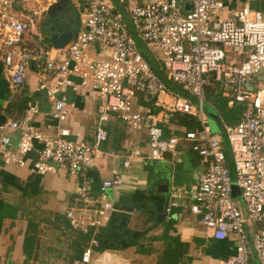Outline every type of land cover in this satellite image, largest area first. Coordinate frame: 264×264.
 Returning <instances> with one entry per match:
<instances>
[{
    "label": "built area",
    "instance_id": "2783aa9c",
    "mask_svg": "<svg viewBox=\"0 0 264 264\" xmlns=\"http://www.w3.org/2000/svg\"><path fill=\"white\" fill-rule=\"evenodd\" d=\"M83 1L82 28L66 49L55 50L24 46L32 19L16 10V0H0V52L13 86L31 84L30 63L43 67L50 80L41 81L37 89L47 91L53 100L52 117L61 124L69 116L66 98L56 97L61 88L90 86L101 100L93 142L72 138L64 126L54 134L33 128L37 104L29 107L24 118L1 124L5 163L24 166L29 154L36 152L33 169L38 174L64 168L78 175L106 155L103 144L109 133L103 124L112 114L131 130L147 133L151 159L165 160L170 154L174 163L179 147L190 142L204 169L195 185H171L166 213L188 209L199 216L213 238L233 237L234 254L219 264H255L253 254L258 264H264V16L253 7L260 0H244L242 6H237L238 0L230 4H226L229 0ZM140 42L160 50V57L151 54L157 69L142 52ZM226 47L232 54L228 55ZM72 76L80 83L75 85ZM214 81L223 84L230 104L243 107L237 123H228L220 116L219 132L213 130L205 110V88ZM169 83L183 91H175ZM141 95L155 99L158 116L140 102ZM178 113L194 117L197 127L164 137V126ZM15 131L19 140L13 146L10 134ZM128 164L124 162L125 167ZM113 174L102 180L100 197L96 198L99 206H92L95 200L90 198L88 187L81 188L89 206L82 209L81 217L75 209L68 212L75 227L92 228L96 234L104 226L115 210L107 192L123 185L116 170ZM234 181L241 192L239 198L232 195ZM95 234L73 264H123L110 255L94 259L99 246Z\"/></svg>",
    "mask_w": 264,
    "mask_h": 264
},
{
    "label": "crops",
    "instance_id": "0c3cea01",
    "mask_svg": "<svg viewBox=\"0 0 264 264\" xmlns=\"http://www.w3.org/2000/svg\"><path fill=\"white\" fill-rule=\"evenodd\" d=\"M16 1V10L32 19L24 46L42 44L52 48L50 34L82 28L86 11L83 0H63L67 9L55 14L43 13L55 0ZM253 7L261 10L264 16V0L256 2ZM55 16L62 18L63 27L48 25ZM29 70L31 84L13 86L0 52V114L6 117V122L19 120L27 115L32 104H37L38 113L32 116L31 125L45 134H54L61 123L52 117L53 100L46 90L37 89L41 81H49L50 77L43 67L34 63L29 64ZM72 80L75 85L80 83L77 76H72ZM63 96L69 108L65 124L72 138L93 142L101 118L96 90L90 86L77 89L74 85H67L56 93L57 98ZM148 106L158 116L155 101L153 106ZM105 122L108 123L104 127L106 130L107 126L109 131L112 125L116 128L114 133L110 131L111 138L103 147L106 155L78 175L64 168L57 173L38 174L33 169L36 152L29 154L24 166L7 164L4 161L7 150L0 142V264H73L81 258L92 237L81 256L71 252L70 242L79 241L80 235L89 228L75 230L68 212L75 209L81 217L82 209L89 206L84 200L83 186L88 187L90 198L95 200L92 206H99L96 198L100 197L102 180L113 177V170L122 178L123 185L108 190L107 196L114 203L113 212L125 215L126 221L122 225L113 223L124 245L106 249L98 246L94 259L110 255L123 264H159L168 244L182 250L176 264H219L231 257L235 252L233 237L213 238L200 223L199 216L188 209L175 208L170 214L166 213L171 185H195L204 169L199 155L191 151L190 142H183L181 155L174 163L170 154L165 160H155L149 156V139L145 131L131 130L113 114ZM70 123L76 128L75 133ZM10 138L15 146L19 133L11 132ZM39 146L36 143L37 149ZM125 161L129 162L126 167ZM186 161L187 166L183 164ZM136 169H143L144 175H138ZM251 259L258 264L254 254Z\"/></svg>",
    "mask_w": 264,
    "mask_h": 264
},
{
    "label": "trees",
    "instance_id": "16d2710c",
    "mask_svg": "<svg viewBox=\"0 0 264 264\" xmlns=\"http://www.w3.org/2000/svg\"><path fill=\"white\" fill-rule=\"evenodd\" d=\"M28 31V30H27ZM38 46H43L42 44H39ZM35 47V46H33ZM143 52V51H142ZM144 55L147 57V59L150 61L152 66L157 69L156 63L152 59V56L148 54L147 52H143ZM216 82V81H215ZM169 86L174 89L175 91L182 92V88L180 86H176L174 83H169ZM207 87L212 88L213 91L207 95L206 88L205 93L207 97V101L213 106V108L222 116V118L227 121L228 123L234 124L237 123L241 117V113L243 110V107L240 103H233L230 104L229 98L226 96V90L223 87V84L220 82H212L210 85H207ZM141 101L144 102L147 105H154L155 99L153 98H147L144 97L141 98ZM119 119V118H117ZM120 120V119H119ZM122 121V120H120ZM123 122V121H122ZM105 122L103 126L106 128ZM124 123V122H123ZM125 124V123H124ZM108 127V133H109V139L103 144V147L107 142L110 140V131L113 133L116 131V128L114 125H112V130L109 131ZM197 127V122L194 117L188 114H181L178 113L174 118H172L170 125L164 126V137H171L173 135H181L183 133V128L186 130L195 129ZM117 133V132H116ZM190 149L195 154L197 153L193 149V144H190ZM198 155V154H196ZM200 158V156H197ZM126 221L125 215L123 213L119 212H113L111 213V216L108 219V222L106 225L100 227L98 232L95 234V231L92 228H89L87 232H83L82 235H80V240L76 241V239L72 240L70 242L72 250L71 252H74V255L81 256L83 250L88 245V241L90 237L95 234L96 239L99 242V248L100 249H106V248H116L121 247L124 244L120 241L119 237L117 236V232L115 231L118 228H113L115 222H119L120 225L123 224V222ZM73 224V223H72ZM74 225V224H73ZM120 227V226H119ZM75 230L79 231V227H74ZM73 228V229H74ZM120 229V228H119ZM85 231V230H84ZM118 231V230H117ZM67 233V232H66ZM69 234V233H67ZM182 254V250L177 249L175 246H172L168 244L163 251L161 255V259L159 261V264H176L179 260L180 255Z\"/></svg>",
    "mask_w": 264,
    "mask_h": 264
},
{
    "label": "water",
    "instance_id": "95a60500",
    "mask_svg": "<svg viewBox=\"0 0 264 264\" xmlns=\"http://www.w3.org/2000/svg\"><path fill=\"white\" fill-rule=\"evenodd\" d=\"M63 0H55L53 1L49 7L47 8V10H45L43 13L44 14H55L58 11H60V13L62 12L63 8ZM65 11V10H63ZM78 31L77 30H67L65 32L62 31L61 32H57V33H52L50 34L49 38L51 39V47L55 50H63L66 49L69 44H71L77 35ZM205 110H206V106H205ZM210 116V122L212 125V128L214 131L219 132L221 130V119H220V114L214 109L211 108V111L207 113ZM6 122V117L3 116L2 114H0V125ZM213 122H215L218 126V128H215V126L213 125ZM218 129V131H217ZM226 144V149H227V155H228V159L233 160L232 158V154H231V150H230V146L228 144V142L225 143ZM240 189L237 185V183L234 181L232 183V195L235 198H239L240 197Z\"/></svg>",
    "mask_w": 264,
    "mask_h": 264
},
{
    "label": "rangeland",
    "instance_id": "374dc122",
    "mask_svg": "<svg viewBox=\"0 0 264 264\" xmlns=\"http://www.w3.org/2000/svg\"><path fill=\"white\" fill-rule=\"evenodd\" d=\"M230 2L229 3H226V4H230L231 2H233L234 0H229ZM242 1L241 0H238V2H237V6H242ZM255 8V7H254ZM255 9H257V8H255ZM32 16H34V13H32ZM61 19L62 18H60V17H57V16H55V18H53L52 20H50L49 21V23H48V25H50V27H63L64 26V22H61ZM140 48H141V50L143 51V52H147L148 54H154V55H156V56H161V54H160V50L157 48V47H153L152 49H149V48H147L146 47V45L144 44V43H142V42H140ZM225 51L228 53V55L229 54H232V51H231V49L230 48H228V47H226L225 48ZM216 82L214 81V84H215ZM213 91V89L212 88H209V87H207L206 86V92H207V95L209 94V93H211ZM97 96H98V94H97ZM98 98H99V96H98ZM99 102L101 103V100H100V98H99ZM211 108H213V106L208 102L207 104H206V112L208 113V112H210L211 111ZM70 121H71V119H70ZM66 122V121H65ZM65 122H63L62 124H61V126H64V127H66V124H65ZM70 125H71V123H70ZM213 125L215 126V128H218V126H217V124L215 123V122H213ZM72 126V128H73V133H75L76 132V128L73 126V125H71ZM217 131H218V129H217ZM223 135H225V134H223ZM179 152H180V147H179ZM180 155H181V152H180ZM180 155H179V157H180ZM183 158V157H182ZM184 165H188L189 163H188V161H186V162H184L183 163ZM228 164H229V166H230V169H231V175H232V178H233V180H235L236 179V171H235V167H234V163H233V160H230L229 161V159H228ZM135 172L138 174V175H141V176H143L144 175V170L143 169H136L135 170ZM125 184V183H124ZM53 227V226H52ZM52 229V228H51Z\"/></svg>",
    "mask_w": 264,
    "mask_h": 264
},
{
    "label": "flooded vegetation",
    "instance_id": "af4514ba",
    "mask_svg": "<svg viewBox=\"0 0 264 264\" xmlns=\"http://www.w3.org/2000/svg\"><path fill=\"white\" fill-rule=\"evenodd\" d=\"M67 4H65L64 2H63V5H62V8H63V10H66L67 9ZM63 13V12H62Z\"/></svg>",
    "mask_w": 264,
    "mask_h": 264
}]
</instances>
